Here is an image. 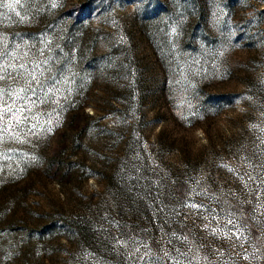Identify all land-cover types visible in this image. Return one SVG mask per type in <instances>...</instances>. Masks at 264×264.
I'll return each instance as SVG.
<instances>
[{"label":"rangeland","instance_id":"374dc122","mask_svg":"<svg viewBox=\"0 0 264 264\" xmlns=\"http://www.w3.org/2000/svg\"><path fill=\"white\" fill-rule=\"evenodd\" d=\"M8 3L0 264H264V0Z\"/></svg>","mask_w":264,"mask_h":264},{"label":"snow or ice","instance_id":"6c2138e0","mask_svg":"<svg viewBox=\"0 0 264 264\" xmlns=\"http://www.w3.org/2000/svg\"><path fill=\"white\" fill-rule=\"evenodd\" d=\"M0 2H2V0H0ZM21 0H9L8 3V7L9 8H13L14 5H18L20 4ZM5 76L0 74V81L4 80ZM33 79H35L33 77ZM31 91V86H30V82L29 85L27 87H20L18 89H4L2 87H0V123L3 122L4 118L6 116H10V117H16L18 114L23 117V112L26 110L23 107H14L16 100L18 99H23L25 94ZM8 96L9 99L12 100V105H8L6 103V101L4 100V97ZM22 122V119H17L16 120V125H19ZM9 127H11V125H9ZM6 129L3 128L2 126H0V133H2L3 131H5ZM228 223H232L231 220L228 221ZM231 238V237H229ZM239 236H236V239H239ZM248 257H245V259H247ZM176 264H179V261L176 262ZM191 264V262H190Z\"/></svg>","mask_w":264,"mask_h":264}]
</instances>
